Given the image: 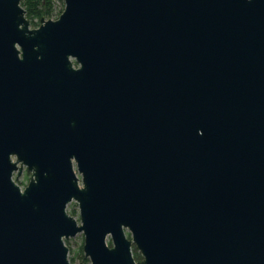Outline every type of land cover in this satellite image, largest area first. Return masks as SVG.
I'll use <instances>...</instances> for the list:
<instances>
[{"label":"water","instance_id":"water-1","mask_svg":"<svg viewBox=\"0 0 264 264\" xmlns=\"http://www.w3.org/2000/svg\"><path fill=\"white\" fill-rule=\"evenodd\" d=\"M21 1L0 0V264H73L79 233L91 264H264V0H64L36 27Z\"/></svg>","mask_w":264,"mask_h":264},{"label":"trees","instance_id":"trees-1","mask_svg":"<svg viewBox=\"0 0 264 264\" xmlns=\"http://www.w3.org/2000/svg\"><path fill=\"white\" fill-rule=\"evenodd\" d=\"M59 1L62 5L64 4V0ZM21 5L26 9V16L32 22L34 27L40 24L39 21L34 22L36 17L41 20V18L44 17L43 14L51 16L54 13L56 7L54 0H22ZM133 253L136 261H141L143 259L136 247H133ZM77 257L81 259V264H89V260L85 257L82 247L76 256L70 258L73 264H75Z\"/></svg>","mask_w":264,"mask_h":264},{"label":"rangeland","instance_id":"rangeland-1","mask_svg":"<svg viewBox=\"0 0 264 264\" xmlns=\"http://www.w3.org/2000/svg\"><path fill=\"white\" fill-rule=\"evenodd\" d=\"M54 3L56 5L54 13L51 16H47V15L43 14L44 17H42V18H44V19H54V18H57V17L60 16V14L63 12L62 11L63 7H65V3L62 5L59 0H54ZM37 21H39L41 23V20L36 17L34 22H37ZM31 25H32V22H31ZM15 176H17L16 173H15ZM30 178H31V173L25 168L22 176L20 178H17V179L22 184V186L25 187L29 183ZM67 210L77 220H80L79 207H78L76 201H72L71 203H69L68 207H67ZM65 241L70 246V256L72 258V257L77 255V253L80 251L81 247L83 248V246H84V234L83 233H79L75 237L69 238V239H67ZM133 247H135V245ZM138 261H140V260H138ZM75 264H81V259L77 257V260H76ZM89 264H91L90 261H89Z\"/></svg>","mask_w":264,"mask_h":264}]
</instances>
